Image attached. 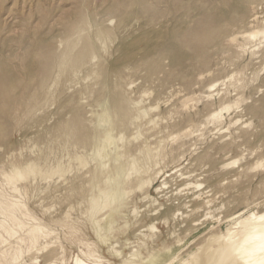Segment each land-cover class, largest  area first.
<instances>
[{
    "label": "rangeland",
    "instance_id": "1",
    "mask_svg": "<svg viewBox=\"0 0 264 264\" xmlns=\"http://www.w3.org/2000/svg\"><path fill=\"white\" fill-rule=\"evenodd\" d=\"M111 2L119 3L122 9L127 7L136 14L120 24L118 14H109L106 9ZM232 8H239V12H232ZM255 17L258 18L257 21H253ZM111 21H115L114 25ZM179 21L181 22L178 27L181 32L179 38L173 41L174 50L168 45L167 40L156 39L159 45L157 52L150 54L146 60L142 58L144 56L142 44L137 49L138 54L134 60H121L126 44H132L152 30L171 32ZM262 21H264V0L249 5L242 3L240 5L231 0L230 2L227 0H0V89L2 85L14 89V101L0 97V150H2L0 151V188L4 193L13 195L9 191L4 173L8 174L14 167H24L31 163L39 167L40 173L44 176L40 173L30 175L29 179L20 182L21 185L18 184L21 198L16 195L35 219L34 222L33 219L22 218L26 225L29 227L33 223H39L52 233L50 237L40 241V246L48 244L49 249H46L48 252L52 248L62 253L64 262L58 264H73V259L77 255L81 256L82 251L85 252L88 248L95 249L100 257V262L92 261L94 264H119V260L112 255L108 245L103 244L96 235L97 227L93 226L91 212L88 213L87 210L91 196L98 195L99 189H106L113 183L108 179L113 177L110 171L115 162L109 154L121 148L120 151L126 155L121 161L125 168L123 181L127 180L126 195L120 210L121 216L113 225V232H107L104 237L106 236L109 243L116 246V250L124 254L130 252V246L126 243L138 242L139 239L143 241L136 230L144 225L155 224V231L158 232L157 234L155 231V233L147 231L146 235L163 236L164 239H169L170 245H174L177 237L185 236L184 231L190 223L197 225L202 222V225L197 226L199 228L197 231H192V235H195L197 240L212 229L215 232L221 228L225 230L226 227L221 221L229 215L234 216L246 210L264 211V41L252 42L244 38V34L250 33ZM98 27L110 30L111 34L98 38L96 36ZM213 33L218 40L216 39L213 44L211 42L204 45L201 38H208ZM85 38H89L94 44L96 61L90 63L88 60L75 73L61 67L58 61L66 51L67 42H77L79 47L75 52L78 53L83 47ZM170 50L171 53H167ZM243 55H246L245 58ZM251 55L254 57L252 58ZM174 57L178 58L177 62ZM155 60L159 61V69L150 75L148 66ZM208 74L211 75L208 77ZM238 80L244 83V85L241 83L243 87ZM212 83L217 85L210 90L209 85ZM142 96L143 100H141ZM116 98L123 99L122 106L129 112L130 118L126 125H116L113 128L115 143L112 144L113 147L110 145L103 151L108 157L102 160L95 154L103 146L102 136L109 129V125L101 123L99 115L107 106L112 109L118 107ZM226 105H232L233 108L232 111L223 112L221 124L211 122L210 115ZM173 107L178 110L177 114ZM238 109L241 113H238ZM143 111H146L145 117L141 113ZM151 118L159 121L156 120L157 123L154 125L145 126L146 119ZM163 122H167L164 124L168 126L162 124ZM67 125L75 130L77 137L64 134L65 131L60 130ZM189 129L194 130L195 134L193 135V131ZM202 131H205V134H199L203 133ZM135 136L137 141L134 139ZM81 140L85 143H80ZM144 142L150 147L152 156L155 158L157 155V158L139 153L137 148ZM194 145L196 147H192ZM194 154L197 156L195 157ZM76 156L82 157L85 162L81 165L74 159ZM174 156L175 158L172 159ZM182 157L184 160H179ZM236 160L238 166L237 163L226 166ZM76 161L78 165H75ZM186 163L188 166L185 165ZM259 164L261 167H257ZM57 165H61L65 169L63 172L67 171V173L51 174V170ZM101 165L107 167L102 168L95 177L94 174ZM133 167L140 173H134ZM155 173H160L159 179L156 177L154 187L149 189L150 199L147 201L143 192L137 189V184L140 178L155 177ZM127 176L132 179H128ZM62 177L67 178H63L62 181ZM162 180H166V185L157 192L156 188L163 183ZM186 180L201 181L199 183L204 188L201 186L198 191L192 186V189H188L189 186L184 184ZM178 192L181 193L177 194ZM208 200L211 201L209 205H204L203 202ZM116 204L114 203L113 206ZM221 206L225 211H222L223 209L220 211ZM168 208L172 209L171 213L164 218L160 216V213H164ZM109 210L104 209L96 215L97 218L105 219ZM206 213H210V218ZM154 214L156 215L149 216ZM205 215L208 220H204ZM0 219L3 220L4 217L0 216ZM20 231L16 237L24 235V231ZM188 239L186 240L188 246L185 249L192 242V239ZM15 240L12 238L10 242L15 244ZM1 248L0 246V250ZM46 250L40 252V255L34 249L31 254L25 255V260L31 256L38 258V264H51L45 262L44 256L48 253Z\"/></svg>",
    "mask_w": 264,
    "mask_h": 264
},
{
    "label": "bare ground",
    "instance_id": "2",
    "mask_svg": "<svg viewBox=\"0 0 264 264\" xmlns=\"http://www.w3.org/2000/svg\"><path fill=\"white\" fill-rule=\"evenodd\" d=\"M61 1V0H60ZM87 1V0H86ZM146 1V0H145ZM230 2V0H227ZM231 1H236L237 3H239L241 5V3L243 5H249V4H253L258 0H231ZM101 2V1H100ZM190 2V1H189ZM157 4V3H156ZM211 4V3H210ZM204 5V4H203ZM260 5V4H259ZM201 7V5H199ZM58 7V5H57ZM65 7V6H64ZM12 8V7H11ZM10 8V10H11ZM73 8V7H72ZM134 8V7H133ZM206 8V7H205ZM107 11L109 12V14H118L119 16V22L120 24L126 22L130 17H133L136 13H134L133 11L129 10L127 7L126 9H122V5L119 3H109L106 7ZM139 9V8H138ZM260 9V8H259ZM156 10V9H155ZM63 11V10H62ZM131 11V12H130ZM144 11V10H143ZM166 11V10H165ZM254 11V10H253ZM260 11V10H259ZM170 12V11H169ZM232 12H239V8H232ZM138 13V12H137ZM61 15V14H60ZM59 15V16H60ZM152 15V14H151ZM160 15V14H159ZM171 16V15H170ZM107 18V17H106ZM109 18V17H108ZM239 19V18H238ZM257 17H255L253 19V21H257ZM5 20V19H4ZM89 20V19H88ZM114 20V19H113ZM39 21V20H38ZM9 22V21H8ZM112 23L115 21H111ZM110 22V23H111ZM181 21H179L176 25L175 28L171 31V32H166V31H156V30H152L151 32H147L145 33L140 39H137L136 41H134L132 44H126V46H124V55L121 58V60L123 61H132L135 59V57L137 56L138 52L137 49L141 46L142 44V50L144 52V56L142 57L143 59H147L148 56L150 54H154L157 52V48L159 47V45H157L156 43V39H165L168 42L169 46H172V49L174 50V43L173 41L176 40L177 38H179L180 36V29L178 26H180ZM44 23V22H43ZM113 23V25H114ZM154 24V23H153ZM72 25V24H71ZM192 25V24H191ZM258 25V24H257ZM111 26V24H110ZM251 26V25H250ZM253 26V25H252ZM67 27V26H66ZM69 27V26H68ZM123 27V26H121ZM255 27V26H254ZM46 28V27H45ZM125 28V27H124ZM250 28V27H249ZM44 29V28H43ZM120 29V28H119ZM251 29V28H250ZM253 29V27H252ZM251 29V30H252ZM67 30V29H66ZM74 30V28H73ZM117 31V30H116ZM125 31V30H124ZM222 31V30H221ZM118 32V31H117ZM244 32V31H243ZM70 33V32H69ZM119 33V32H118ZM58 34V33H57ZM110 33V30L108 29H103L98 27V32L96 34V36L98 38L100 37H106L108 36ZM243 34V33H242ZM240 34V35H242ZM239 35V34H238ZM70 36V35H69ZM120 36V35H119ZM123 37V36H122ZM236 38V37H235ZM234 38V39H235ZM244 38H246L247 40H253L257 41L259 40V42H263L264 41V21H262L254 30H252L250 33L244 34ZM117 39V38H116ZM216 39L218 40L217 36L215 33L210 34L208 38H201V41L203 42V44L207 45L209 43L212 42V44L216 41ZM110 40V39H109ZM231 40V39H230ZM245 40V39H244ZM238 41V40H237ZM170 42V43H169ZM239 42V41H238ZM245 43V42H244ZM80 44V43H79ZM234 44V43H233ZM258 44V43H257ZM261 44V43H260ZM246 45V44H245ZM114 46V45H113ZM247 46V45H246ZM249 46V45H248ZM253 46V44L251 45ZM255 46V44H254ZM264 46V45H263ZM61 47V46H60ZM79 47L77 42H72V41H68L67 42V48L66 51L63 53L62 57L59 59L58 63L61 67H63L64 69L70 70L72 72H77L78 69H80L88 60L90 61V63L92 61H94L96 59V53H95V47L94 44H92V41L89 38H85L83 39V47L78 51V53L75 52V50ZM106 47V46H105ZM260 47V45H259ZM62 48V47H61ZM236 48V47H235ZM247 48V47H246ZM262 48V47H261ZM249 49V48H247ZM245 49V50H247ZM257 49V48H256ZM97 50V49H96ZM111 51V48H110ZM139 51V50H138ZM188 51V50H187ZM244 51V50H243ZM256 51V50H255ZM259 51V50H258ZM262 51V50H261ZM190 52V51H189ZM246 52V51H244ZM244 52H242V54H244ZM252 52V51H250ZM76 53V54H75ZM167 53H171V50ZM254 53V51H253ZM261 53V52H260ZM162 54V53H161ZM247 54V53H246ZM178 55V54H177ZM254 55V54H253ZM20 56V55H19ZM23 56V55H22ZM21 56V58H22ZM242 56V55H241ZM244 56V55H243ZM246 56V55H245ZM244 56V58H245ZM252 56V55H251ZM99 57V56H98ZM254 56H252L253 58ZM256 57V56H255ZM261 57V56H260ZM259 57V58H260ZM38 58V57H36ZM175 58V57H174ZM237 58V57H236ZM258 58V59H259ZM251 59V58H250ZM21 60V59H20ZM159 60V59H158ZM155 60L154 62L152 61L151 64L148 66V70H149V74L153 75V73H155L158 69H159V61ZM96 61V60H95ZM94 61V62H95ZM150 61V60H149ZM175 61H178V58H175ZM106 62V61H105ZM243 62V61H242ZM250 62V61H249ZM204 63V62H203ZM202 63V64H203ZM237 63H239L237 61ZM258 63V62H257ZM261 63V61H260ZM47 64V63H46ZM95 64V63H94ZM168 64V62H167ZM166 64V65H167ZM198 64V63H197ZM222 64V63H221ZM225 64V63H224ZM249 64V63H248ZM237 65V64H236ZM47 66V65H46ZM224 66V65H223ZM232 66V65H231ZM53 67V66H52ZM199 67V66H198ZM229 67V66H228ZM46 68V67H45ZM93 68V67H92ZM207 68V67H206ZM232 68V67H231ZM97 69V68H96ZM119 69V68H118ZM237 69V68H236ZM264 69V68H263ZM49 70V69H48ZM55 71V70H54ZM90 71V70H89ZM126 71V70H125ZM133 71V70H132ZM234 71V70H233ZM247 71V70H246ZM87 72V71H86ZM142 72V71H141ZM144 73V72H142ZM132 74V73H129ZM136 74V73H135ZM146 74V73H145ZM166 74V73H165ZM253 74V73H252ZM52 75V74H51ZM128 75V72H127ZM156 75V74H155ZM211 74H208V77ZM240 75V74H239ZM250 75V74H249ZM142 76V75H141ZM217 76V75H216ZM245 76V74L243 73V77ZM256 76V75H255ZM13 77V76H12ZM76 77V76H75ZM87 77V76H85ZM131 77V76H130ZM212 77V76H211ZM232 77H236V76H232ZM240 76H238L239 78ZM89 78V77H88ZM87 78V79H88ZM147 78V77H146ZM161 78V77H160ZM171 78V77H170ZM202 78V77H201ZM204 78V77H203ZM228 78V77H227ZM99 79V78H98ZM130 79V78H129ZM190 79V78H189ZM230 79V78H229ZM232 79V78H231ZM230 79V80H231ZM247 79V78H246ZM245 79V80H246ZM14 80V79H13ZM156 80V79H153ZM235 80V79H234ZM256 80V79H255ZM260 80V79H259ZM87 81V80H86ZM200 81V80H199ZM237 81V79H236ZM158 82V81H157ZM160 82V81H159ZM158 82V83H159ZM238 82H240L238 80ZM244 82V81H243ZM246 82V81H245ZM84 83V82H83ZM96 83V82H94ZM222 83V82H221ZM242 82H240L239 84L241 85ZM251 83V80H250ZM253 83V82H252ZM33 84V83H32ZM93 84V83H92ZM161 84V83H160ZM198 84V83H197ZM229 84V82H228ZM231 84V83H230ZM244 85V83H242ZM68 85V84H67ZM86 85V84H85ZM132 85V83H131ZM216 83H212L209 85L210 90H213L216 87ZM246 85V84H245ZM133 86V85H132ZM230 86V85H229ZM242 86V85H241ZM32 87V85H31ZM225 87V86H224ZM227 87V86H226ZM232 87V86H231ZM234 87V86H233ZM238 87V86H237ZM236 87V88H237ZM243 87V86H242ZM16 88V87H15ZM70 88V87H69ZM73 88V87H72ZM76 88V87H75ZM131 88V86H130ZM129 88V89H130ZM140 88V87H139ZM162 88V87H161ZM198 88V87H197ZM196 88V89H197ZM229 88V87H228ZM17 89V88H16ZM173 89V88H172ZM179 89V88H178ZM235 89V88H232ZM243 89V88H242ZM198 90V89H197ZM209 90V89H208ZM240 90V88H239ZM247 90V89H246ZM244 90V91H246ZM223 91V90H221ZM236 91V90H235ZM238 91V90H237ZM72 92V91H71ZM70 92V94H71ZM139 92V91H138ZM146 92V91H145ZM173 92V91H172ZM179 92V91H178ZM184 92V90H183ZM214 92V91H213ZM227 92V91H226ZM243 92V91H241ZM14 89L12 87H6L2 85V88L0 89V97L2 99H6L7 101H14ZM26 93V92H25ZM73 93V92H72ZM132 93V91H131ZM177 93V92H176ZM209 93V92H208ZM223 93V92H222ZM225 93V92H224ZM223 93V94H224ZM237 93V92H236ZM133 94V93H132ZM149 94V93H148ZM171 94V93H170ZM214 94V93H213ZM235 94V93H234ZM239 94V93H238ZM46 95V94H45ZM72 95V94H71ZM75 95V94H74ZM145 95V94H144ZM167 95V94H166ZM183 95V94H181ZM199 95V94H198ZM212 95V93H211ZM215 95V94H214ZM218 95V94H216ZM228 95V94H227ZM82 96V95H81ZM134 96V95H133ZM147 96V93H146ZM178 96V94H177ZM184 96V95H183ZM189 96V94H188ZM222 96V95H221ZM230 96V95H229ZM234 96V95H233ZM64 97V96H63ZM166 97V96H165ZM164 97V98H165ZM181 97V96H180ZM194 97V96H193ZM199 97V96H198ZM207 97V96H206ZM211 97V96H210ZM215 97V96H214ZM235 97V96H234ZM105 98V97H104ZM145 98V96H144ZM176 98V97H175ZM184 98V97H183ZM229 98V97H228ZM146 99V98H145ZM171 99V98H170ZM178 99V98H177ZM186 99V98H185ZM188 99V98H187ZM194 99V98H193ZM196 99V98H195ZM207 99H209L207 97ZM214 99V98H213ZM219 99V98H218ZM239 99V98H237ZM236 99V100H237ZM72 100V99H71ZM70 100V101H71ZM143 100V96L142 99ZM174 100V98H173ZM172 100V101H173ZM181 100V99H180ZM199 100V99H198ZM151 101V100H150ZM149 101V102H150ZM168 101V100H167ZM172 101L170 103H172ZM179 101V100H177ZM183 101V100H182ZM212 101V100H211ZM140 103L143 101H139ZM138 102V103H139ZM158 102V101H157ZM185 102V101H183ZM206 102V101H205ZM68 103V102H67ZM70 103V102H69ZM68 103V104H69ZM116 103L119 105L118 107H114V109H112L111 107L107 106L104 111L102 112L101 115H99V119L100 122L106 125H109V129L106 130L104 132V135L102 136V140H101V145L102 148L95 154V156H97L98 158H102V160L104 158H107L108 155L104 154L103 151L106 150L107 147H109L110 145L112 146L113 143H115V139L113 137V128L116 125H120V126H124L126 125L127 121H129L130 118V114L129 112H127L125 110V108L122 106L123 99L121 98H116ZM148 103V102H147ZM196 103V102H195ZM238 103V102H237ZM112 104V103H111ZM146 104V103H145ZM154 104V103H152ZM162 104V102H161ZM175 104V103H174ZM211 104V103H210ZM227 104V103H226ZM150 105V103L148 104ZM164 105V104H163ZM167 105L169 106V104L167 103ZM192 105V104H191ZM215 105V103H214ZM138 106V105H136ZM208 106V105H207ZM236 106V104H235ZM86 107V106H85ZM84 107V108H85ZM143 107V106H142ZM157 107V105H156ZM155 107V108H156ZM191 107V106H190ZM239 107V106H238ZM237 107V108H238ZM67 108V107H66ZM137 108V107H136ZM141 108V106H140ZM166 108V107H165ZM168 108V107H167ZM220 108V107H218ZM232 105H226L224 107H222L220 110L218 109V111H212L213 113L210 115V121L211 122H215L218 123L219 125L222 122V114L223 112H229L232 109ZM4 109V107H3ZM60 109V108H59ZM73 109V108H71ZM78 109V108H77ZM174 109V107H173ZM186 109V108H185ZM193 109V106H192ZM235 109V108H234ZM63 110V109H62ZM83 110V109H82ZM81 110V111H82ZM11 111V110H10ZM79 111V110H78ZM85 111V110H84ZM140 111V110H139ZM150 111V110H149ZM175 113L178 111L176 109H174ZM232 111V110H231ZM12 112V111H11ZM62 112V111H61ZM73 112V111H72ZM75 112V111H74ZM73 112V113H74ZM135 112V111H134ZM161 112V110H160ZM159 112V113H160ZM169 112V111H168ZM180 112V110H179ZM188 112V110L186 111ZM198 112V111H197ZM76 113V112H75ZM143 114V117H145V113L146 111L141 112ZM156 114V115H160V114ZM171 113V112H170ZM185 113V112H184ZM193 113V112H192ZM238 113H241V111H239L238 109ZM61 114V113H60ZM70 114V113H69ZM153 114V112H152ZM172 114V113H171ZM177 114V113H176ZM175 114V115H176ZM189 114V113H187ZM195 114V113H194ZM210 114V113H209ZM150 115V114H149ZM230 115V114H228ZM240 115V114H239ZM142 116V115H141ZM173 115H171L172 118ZM178 117V115H176ZM199 116V115H197ZM235 116V115H234ZM35 117V116H34ZM147 117V116H146ZM240 117V116H239ZM253 117V116H252ZM91 118V117H90ZM176 118V117H175ZM182 118V117H181ZM136 119V118H135ZM134 119V120H135ZM177 119V118H176ZM179 119V118H178ZM207 119V118H206ZM158 120V119H156ZM156 120L154 118L151 119H146L144 125L145 126H151L154 125L156 122ZM182 120V119H181ZM231 120V118H230ZM241 120V119H240ZM238 120V121H240ZM245 120V119H244ZM131 121H133V118H131ZM138 121V120H136ZM159 121V120H158ZM164 121V120H163ZM207 121V120H206ZM236 121V120H235ZM53 122V121H52ZM134 122V121H133ZM131 122V123H133ZM242 122V121H241ZM67 123V122H66ZM100 123V124H101ZM137 123V122H135ZM139 123V121H138ZM167 123V122H163L162 124ZM204 123V122H203ZM234 123V122H233ZM252 123V122H251ZM130 124V123H129ZM175 124V123H174ZM137 125V124H136ZM161 125V122H160ZM166 125V124H164ZM172 125V124H171ZM189 125V124H188ZM130 126V125H129ZM168 126V125H166ZM191 126V125H189ZM196 125L194 124V127ZM214 126V125H213ZM224 126V125H223ZM242 126V125H239ZM205 127H207L205 125ZM204 127V128H205ZM209 127V126H208ZM232 127V126H231ZM235 127V126H234ZM3 128V127H1ZM6 128V127H5ZM147 128V127H146ZM158 128V127H157ZM167 128V127H166ZM192 128V127H191ZM197 129L199 128L196 127ZM223 128V127H220ZM230 128V127H228ZM196 129V130H197ZM208 129V128H207ZM60 130H64L65 133L69 136H75L77 137V133L75 132V130L67 125L66 127H61ZM175 130V128H174ZM183 130V129H182ZM213 130V129H212ZM236 130V129H235ZM241 130V129H240ZM135 131V130H133ZM160 131V130H159ZM187 131V130H186ZM189 131H193V135L194 130L189 129ZM220 131V130H219ZM226 131V130H225ZM222 131V132H225ZM243 131V130H242ZM245 131V129H244ZM249 131V130H248ZM168 132V131H166ZM176 132V131H175ZM179 131H177L178 133ZM199 132V131H198ZM203 132V131H202ZM205 132V131H204ZM199 133V134H205V133ZM216 132V129H215ZM218 132V131H217ZM256 132V131H255ZM136 133V132H135ZM182 133V132H181ZM180 133V134H181ZM60 134V133H59ZM179 134V133H178ZM211 134V133H210ZM209 134V135H210ZM220 134V133H218ZM222 134V133H221ZM135 135V134H134ZM138 135V134H136ZM212 135V134H211ZM215 135V134H214ZM238 135V134H237ZM132 136V135H131ZM143 136V135H142ZM168 136V135H167ZM177 136V135H176ZM202 136V135H201ZM200 136V137H201ZM221 136V135H220ZM224 136V135H222ZM3 137V136H2ZM123 137V136H122ZM154 137V135H153ZM161 137V136H160ZM173 137V135H172ZM170 137V138H172ZM69 138V137H68ZM134 138V137H133ZM137 137L135 136L134 139H136ZM175 138V137H174ZM197 138V137H194ZM204 138V136H203ZM210 138V137H209ZM231 138V135H230ZM65 139V138H64ZM158 139V138H157ZM202 139V138H201ZM233 139V138H231ZM68 140V139H67ZM132 138H131V142H132ZM155 140V139H154ZM194 140V139H193ZM200 140V139H199ZM204 140V139H202ZM217 140V139H216ZM137 141V139L135 140ZM135 141H133L135 143ZM152 141V140H151ZM156 141V140H155ZM154 141V142H155ZM171 141V139H170ZM201 141V140H200ZM199 141V142H200ZM224 141V140H223ZM58 142V141H57ZM158 142V141H157ZM190 142V141H189ZM187 142V143H189ZM231 142V141H230ZM80 143H85V141L81 140ZM170 143V142H169ZM167 143V144H169ZM174 143V142H173ZM185 143V142H183ZM197 143V142H196ZM137 144V143H136ZM155 144V143H154ZM162 144V143H161ZM165 144V142L163 143V145ZM172 144V143H171ZM170 144V145H171ZM195 144V143H194ZM221 144V143H220ZM232 144V143H230ZM59 145V144H58ZM150 145V144H149ZM162 145V146H163ZM181 145V144H180ZM179 145V146H180ZM188 145V144H187ZM227 145V144H226ZM70 146V145H69ZM74 146V145H73ZM76 146V145H75ZM74 146V147H75ZM161 146V145H160ZM175 146V145H174ZM178 146V145H177ZM186 146V144H185ZM223 146V144L221 145ZM113 147V146H112ZM147 145L146 142H144L142 145L138 146L137 150L139 151V153L141 154H146L147 156H152V151L150 150V147ZM176 147V146H175ZM190 147V146H189ZM192 147H196L195 145ZM67 148V147H66ZM180 148V147H179ZM178 148V150H180ZM184 148V147H183ZM191 148V147H190ZM122 149V148H121ZM120 149V150H121ZM129 149V148H128ZM174 149V148H172ZM245 149V148H244ZM67 150V149H66ZM75 151L77 150L76 148L74 149ZM119 149L116 150L114 153L109 154V157L111 156L113 161L115 162L114 167L112 168V170L110 172L113 173V177L109 178L108 181L109 182H113L111 184H109V186L106 189H99L98 191V195H92L91 198L88 200V205L89 208L87 210L88 213L91 212L90 214V218L92 221L93 226H96L97 229L95 231L96 235L98 236V238L103 242V244H107L109 249L112 252V255L114 257H116L119 260V264H264V211H244V212H240L237 215L234 216H228L227 218L223 219L221 221L222 225H225V230H223L222 228L217 230L216 232L212 229L208 234H206L205 236H203L200 239L196 240V236L192 235L193 234V230L194 232L197 231L199 228L197 227L199 224L202 225L200 223H198L197 225H193V224H189L186 228V230L184 231L185 236L183 238L181 237H177L174 245H170L169 243V239H164L163 236H159V237H155V235H146L145 232L150 231L151 233H155L156 231V227L155 224H150V225H144L141 226L138 230V236L143 238V241H139L138 242H128L126 243V245H129V249L130 252L128 254H124V252L116 250V246L113 243H109V240L106 238V236L104 237V234H106L107 232H113V225L118 221L119 216H121V208L123 207V200L124 197L126 195V190H125V184H127V180L125 182V180L123 181V177L125 176V168L124 166L121 164L122 159L126 157V155L121 152ZM185 150V149H184ZM195 150V149H194ZM193 150V151H194ZM2 151V150H0ZM33 151V150H32ZM145 151V153H144ZM151 151V152H150ZM155 151V150H154ZM167 151V150H166ZM165 151V152H166ZM182 151V149H181ZM221 151V150H220ZM246 151V150H245ZM67 152V151H65ZM102 152V154H101ZM164 152V153H165ZM171 152V149L170 151ZM179 152V151H178ZM241 152V151H239ZM62 153V152H61ZM81 153V152H80ZM184 153V152H183ZM188 153V152H187ZM201 153V152H200ZM69 154V153H68ZM86 154V153H84ZM162 154V153H161ZM173 154V153H171ZM176 154V152H175ZM178 154V153H177ZM180 154V152H179ZM253 154V153H251ZM160 155V154H159ZM195 155V154H194ZM208 155V154H207ZM218 155V154H217ZM244 155V154H243ZM242 155V156H243ZM262 155V154H261ZM157 156V155H156ZM155 156V158H157ZM197 155H195L196 157ZM230 156V154H229ZM163 157V156H162ZM11 158V157H10ZM68 158V157H67ZM138 158V156H137ZM149 158V157H148ZM154 158V157H153ZM154 158V159H155ZM175 158L172 157V159ZM213 158V157H212ZM242 158V157H241ZM69 159V158H68ZM67 159V160H68ZM75 160H77L78 162H80V164L82 165V163L85 162V160L80 157V156H76L74 158ZM150 159V158H149ZM148 159V160H149ZM167 159V158H166ZM185 159V156H184ZM183 157L182 159L180 158L179 160H184ZM64 160V159H63ZM62 160V161H63ZM75 160H73L75 163ZM134 160V159H133ZM146 160V159H145ZM66 161V160H64ZM76 161V162H77ZM138 161V159L136 160ZM144 160H142L143 162ZM150 161V160H149ZM152 161V160H151ZM150 161V163H151ZM157 161V159H156ZM173 161V160H171ZM241 161V159H240ZM257 161V160H256ZM259 161V160H258ZM70 162V160H69ZM72 162V160H71ZM77 164L75 165H78ZM141 161H139V163H142ZM145 162V161H144ZM155 162V160H154ZM162 162V161H161ZM166 162V161H165ZM164 162V163H165ZM207 162V161H206ZM226 162V160H225ZM238 161H233L231 163L226 164V166H230V165H235ZM104 163V162H103ZM149 162H147L148 164ZM149 163V164H150ZM153 163V161H152ZM167 163V162H166ZM175 163V162H174ZM258 163V162H257ZM262 163V162H261ZM63 164V163H62ZM71 164L72 163H68ZM79 164V165H80ZM146 164V163H144ZM146 164V165H147ZM176 164V163H175ZM204 164V163H203ZM206 164V163H205ZM212 164V163H210ZM209 164V165H210ZM247 164V163H246ZM85 164H83L84 166ZM87 165V164H86ZM145 165V166H146ZM162 165V164H161ZM164 165V164H163ZM167 165V164H166ZM185 165L188 166V164L186 163ZM243 165V164H242ZM5 166V165H4ZM11 166V165H10ZM38 166V165H37ZM82 166V167H83ZM133 166V165H132ZM159 166V165H158ZM179 166V165H178ZM238 166V163H237ZM255 166V163H254ZM257 166V165H256ZM69 167V166H68ZM79 167V166H78ZM77 167V168H78ZM87 167V166H86ZM85 167V168H86ZM105 165H101L100 168H97L98 170H96L94 176L96 177L97 175H99V173L101 172V169H105ZM165 167V165H164ZM257 167H261V164H259ZM256 167V168H257ZM5 168V167H4ZM72 168V167H71ZM70 168V169H71ZM75 168V169H77ZM81 168V167H80ZM134 168V167H133ZM143 168V167H142ZM157 168V166H156ZM209 169V167H207ZM252 168V167H251ZM79 169V168H78ZM82 170H84V168H81ZM108 169V168H107ZM129 169V168H128ZM127 169V171H128ZM135 169V168H134ZM147 169V167H146ZM149 169V168H148ZM160 169V167H159ZM255 169V168H254ZM262 169V168H261ZM63 167L61 165H57L56 167H54L51 170V174H59V173H67L63 172ZM68 170V169H67ZM73 170V168H72ZM150 170V169H149ZM148 170V171H149ZM157 170V169H156ZM165 170V169H164ZM191 170V169H190ZM252 170V169H251ZM250 170V171H251ZM134 173H140L139 170L135 169ZM146 171V173L148 172ZM179 171V170H178ZM188 171V170H187ZM241 171V170H240ZM73 172V171H71ZM84 171H82L83 174ZM104 172V171H103ZM131 172V171H130ZM129 172V173H130ZM164 172V171H163ZM226 172V171H225ZM242 172V171H241ZM34 173H40L39 167H36L35 164H27L24 167H14L12 169V171L8 174L4 173V178L6 180V182L8 183L7 185L9 186V191L11 194H6L4 193L1 188H0V216H3L4 219L1 220L0 219V246L2 247L0 250V264H38V258L37 257H31L28 256V260H25V255L26 254H31V252L36 249V251L38 253L43 252L44 250H46L49 245H45V246H40V241L42 239H47L48 237H50L52 235V233L46 229L45 227H43L41 224L39 223H33L31 224L29 227L26 225V223L22 220V218H28V219H33L30 211L28 210V208L22 204V202L17 198V195L20 196L21 198V189L19 187V183L22 181H26V179H29L28 177H30V175L34 174ZM133 173V172H132ZM133 173V174H134ZM150 173V172H148ZM162 173V172H161ZM175 173V172H174ZM171 173V174H174ZM189 173V172H187ZM42 173H40L41 175ZM103 174V173H102ZM131 174V173H130ZM154 174V173H153ZM160 173H155V177L152 176H148L147 179L144 178H140L139 183L137 184V189L143 192V196L144 199L148 201V199H150V194H149V189L153 188V183L156 179V177L158 178V175ZM176 174V173H175ZM38 175V174H37ZM35 175V177L37 176ZM39 175V176H40ZM46 175V174H45ZM42 176H44L42 174ZM52 176V175H51ZM55 176V175H54ZM61 176V175H59ZM58 176V177H59ZM63 176V175H62ZM93 176V177H94ZM131 176V175H129ZM127 176V178L129 177ZM162 176V175H161ZM170 176V175H169ZM174 176V175H173ZM192 176V175H191ZM196 176V175H195ZM47 177V176H46ZM77 177V176H76ZM89 177V176H87ZM86 177V178H87ZM160 177V176H159ZM172 177V176H171ZM181 177V175H180ZM190 177V176H189ZM188 177V178H189ZM34 178V177H31ZM42 178V177H41ZM40 178V179H41ZM45 178V177H44ZM50 178V174L49 177H47V179ZM63 178H67V177H62V181ZM135 178V176L133 177ZM169 178V177H167ZM179 178V177H178ZM187 178V177H186ZM191 178V177H190ZM189 178V179H190ZM205 178V177H204ZM79 179V178H78ZM85 179V178H84ZM128 179H132V178H128ZM159 179V178H158ZM185 179V178H184ZM240 179V178H239ZM242 179V178H241ZM45 180V179H44ZM76 180V179H75ZM176 180V179H175ZM183 180V179H182ZM180 179V181H182ZM200 180V179H199ZM198 180V181H199ZM49 181V179H48ZM74 181V180H73ZM85 181V180H84ZM87 181V180H86ZM90 181V179H89ZM163 181V180H162ZM240 181V180H239ZM51 182V181H50ZM91 182V181H90ZM129 182V181H128ZM161 182V181H160ZM201 182V181H199ZM199 182H191V180H186L184 182V184L186 186H189L188 189H192V186H194V188H196L198 191L202 184ZM236 182V181H234ZM233 182V183H234ZM261 182V181H260ZM63 183V182H62ZM81 183V180H80ZM25 184V183H23ZM35 184V183H34ZM48 184V183H47ZM66 184V183H65ZM76 184V183H75ZM79 184V183H78ZM131 184V183H130ZM224 184V183H223ZM228 184V183H227ZM238 184V183H237ZM21 185V183H20ZM36 185V184H35ZM58 185V184H57ZM68 185V184H67ZM166 185V180L163 181V183L157 188L156 191H160L161 188H163V186ZM175 185V184H174ZM130 186V185H129ZM177 186V185H176ZM191 186V188H190ZM227 186V185H226ZM56 187V186H55ZM65 187V185H64ZM69 187V186H68ZM71 187V186H70ZM89 187V185H88ZM223 187V186H222ZM232 187V186H231ZM83 188V187H82ZM87 188V186H86ZM202 188H204L202 186ZM166 189V188H164ZM186 189V188H185ZM224 189V188H223ZM237 189V188H236ZM70 190V189H69ZM202 189H200L201 191ZM23 191V190H22ZM73 191V190H72ZM138 191V192H140ZM181 191V189L179 190ZM187 191V189H186ZM219 191V190H218ZM69 192V191H67ZM131 192V191H130ZM248 192V191H247ZM181 192H178L177 194H179ZM195 193V191H194ZM17 194V195H16ZM65 194V193H64ZM68 194V193H67ZM66 194V195H67ZM132 194V193H131ZM135 194V193H134ZM161 194V193H160ZM247 194V193H246ZM35 195V194H34ZM45 195V194H44ZM127 195H129L128 197H130V194L128 193ZM176 195V194H175ZM184 195V194H183ZM187 195V194H186ZM190 195V194H188ZM241 195V194H240ZM239 195V196H240ZM42 196V195H41ZM59 196V195H58ZM68 196V195H67ZM133 196V195H132ZM182 196V195H180ZM210 196V195H209ZM212 196V195H211ZM60 197V196H59ZM200 197V196H199ZM219 197V196H218ZM245 197V195H244ZM49 198V197H48ZM156 198V196H155ZM160 198V197H159ZM180 198V197H179ZM197 198V197H196ZM210 198V197H207ZM63 199V198H62ZM128 199V198H126ZM167 199V198H166ZM177 199V198H176ZM198 199V198H197ZM201 199V198H199ZM216 199V198H215ZM244 199V198H243ZM36 200V199H35ZM168 200V199H167ZM195 200V198H194ZM54 201V200H53ZM59 201V200H58ZM69 201V200H68ZM153 201V199H152ZM202 201V200H201ZM218 201V200H216ZM144 202V201H142ZM146 202V201H145ZM144 202V203H145ZM198 202H200L198 200ZM211 201H206L203 202L204 205L210 203ZM231 202V201H230ZM243 202V201H242ZM114 203H117L116 205L113 206ZM188 203V202H187ZM217 204V203H216ZM245 204V203H244ZM243 204V205H244ZM43 205V203H42ZM158 205V204H157ZM248 205V204H247ZM258 205V204H257ZM261 205V204H260ZM143 206V205H142ZM225 206V205H224ZM262 206V205H261ZM40 207V206H39ZM62 207V206H61ZM73 207V206H72ZM81 207V206H80ZM84 208V206H82ZM156 207V206H155ZM211 207V206H210ZM77 208V207H76ZM106 208L110 209L109 210V214L107 215V217L105 219H100L97 218V214L102 212L104 209L106 210ZM209 208V207H206ZM262 208V207H261ZM70 209V208H69ZM221 209H223V207L221 206ZM249 209V208H248ZM48 211V209H46ZM59 210V208H58ZM187 210V208H186ZM200 210V209H199ZM197 210V211H199ZM216 210V209H215ZM45 211V210H44ZM46 211V212H47ZM54 211L56 212V210L54 209ZM143 211V210H142ZM159 211V210H157ZM172 209L168 208L167 210H165L164 213H160V216H162L163 218L166 217L169 213H171ZM209 211V210H208ZM207 211V212H208ZM222 211H225L224 209ZM70 212V211H69ZM74 211H72L73 213ZM192 212V211H191ZM202 212V211H201ZM214 212V211H212ZM48 214L50 212H47ZM68 213V212H67ZM134 213H136V209L134 208ZM158 213V212H157ZM196 213V212H195ZM200 213V212H199ZM216 213V212H215ZM221 213V212H220ZM207 214V213H206ZM210 214V213H209ZM208 215V218L209 217ZM219 214V213H218ZM229 214V212L227 213ZM232 214V213H230ZM135 215V214H134ZM154 215H149V216H155ZM199 215V214H198ZM207 215L204 216V220L207 219ZM217 215V213H216ZM181 216V215H179ZM212 216V215H211ZM214 216V215H213ZM212 216V217H213ZM68 217V216H66ZM71 217V215L69 216ZM201 217V216H200ZM206 217V218H205ZM140 218V217H139ZM177 218V217H175ZM184 218V217H183ZM186 218H188L186 216ZM185 218V219H186ZM174 219V218H173ZM35 222V219H33ZM202 220V221H204ZM208 220V219H207ZM206 220V221H207ZM213 220V219H212ZM211 220V221H212ZM220 220V219H219ZM218 220V221H219ZM167 221V220H165ZM220 223V222H219ZM219 225V224H218ZM127 226V224H126ZM185 226V225H184ZM183 226V227H184ZM166 227V226H165ZM197 227V228H196ZM127 228V227H126ZM123 229V228H122ZM19 230L24 231V235L23 236H18V232ZM20 231V232H21ZM155 231V232H154ZM158 234V232H156ZM160 233V232H159ZM5 235L7 237H5ZM111 235V234H110ZM161 235V234H159ZM16 237V240H15ZM14 238L15 240V244H13L12 242H10V240ZM112 238V237H111ZM192 239V242L190 244L189 247H187L185 249L187 245L186 240L187 239ZM188 239V240H189ZM202 239V240H201ZM99 240V241H100ZM201 240V241H200ZM185 241V242H184ZM184 242V243H183ZM106 246V245H105ZM118 247V246H117ZM191 248V250H189ZM49 249V248H48ZM47 249V250H48ZM184 249L188 252L184 251ZM46 250V251H47ZM48 252V251H47ZM184 252H186L184 254ZM35 253V252H34ZM46 253V252H45ZM44 253V254H45ZM37 254V253H36ZM41 255V253H40ZM62 255V256H61ZM61 256V257H60ZM45 262L46 263H51V264H58L61 262H64V257L62 253H58L57 250H49L48 253H46V256H44ZM95 262H100V257L97 255V251L95 249L92 248H88L85 252L82 251L81 256L77 255L74 259H73V264H94L92 261Z\"/></svg>",
    "mask_w": 264,
    "mask_h": 264
}]
</instances>
